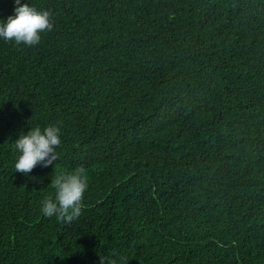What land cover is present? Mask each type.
<instances>
[{
  "label": "trees",
  "instance_id": "16d2710c",
  "mask_svg": "<svg viewBox=\"0 0 264 264\" xmlns=\"http://www.w3.org/2000/svg\"><path fill=\"white\" fill-rule=\"evenodd\" d=\"M29 3L54 28L0 39V264H264V0ZM48 124L60 159L16 172ZM79 166L81 215L45 217Z\"/></svg>",
  "mask_w": 264,
  "mask_h": 264
},
{
  "label": "clouds",
  "instance_id": "9594fccd",
  "mask_svg": "<svg viewBox=\"0 0 264 264\" xmlns=\"http://www.w3.org/2000/svg\"><path fill=\"white\" fill-rule=\"evenodd\" d=\"M13 14L0 19V39L16 45L35 46L42 33L54 28L53 13L49 9H38L23 0H14ZM62 145V128L58 124L39 125L21 132L14 140L13 149L19 154L15 162L16 172L29 174L37 166L49 167L60 159L57 149ZM57 167L55 163L54 170ZM54 195L45 196L40 202L41 213L48 218L73 222L82 213L85 193L89 188V177L84 166L70 171L58 172L52 183ZM121 259H123L121 257ZM102 264H106L102 258ZM111 264H118L116 259Z\"/></svg>",
  "mask_w": 264,
  "mask_h": 264
}]
</instances>
